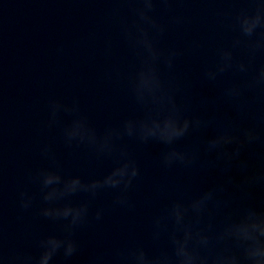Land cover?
<instances>
[{"label": "clouds", "instance_id": "obj_1", "mask_svg": "<svg viewBox=\"0 0 264 264\" xmlns=\"http://www.w3.org/2000/svg\"><path fill=\"white\" fill-rule=\"evenodd\" d=\"M105 2L111 7L100 23L115 25L134 57L132 69L124 78L135 111L118 124L98 129L81 110L78 97L66 103L53 96L47 100V127L60 128L66 147L83 146L97 159H111L113 167L102 177L65 175L52 145L42 144L39 152L49 166L28 171V181L37 191L21 189L17 203L27 212L39 198L36 214L57 225L59 232L41 236L35 253L7 249L0 215V264H54L58 255L70 260L81 246L79 230L104 217L103 207L91 213L93 202L102 192H114L112 207L134 209L129 193L141 169L127 141L141 146L161 145L159 164L165 169H215L223 179L187 200H171L153 216L154 250L135 243L111 253L99 252L90 264H264V208L248 203L234 209L229 191L232 186L248 198L256 187H264V151H257L264 150V62L257 63L258 57L264 56V0H243L248 7L234 15L231 11L224 13L231 17L235 35L228 46L217 49L216 61L204 69L202 76L213 84L226 75L230 79L217 96L202 101L216 106L203 114L190 112L191 97L176 77L182 51L161 43L167 25L157 15V6L171 12L170 5L180 0ZM169 22L180 25L184 17L171 15ZM95 39L93 31L73 43ZM55 51L58 57L67 54L63 44ZM103 51L106 57L113 55L110 37L105 39ZM114 71L121 76L118 68ZM106 76L112 79L113 71ZM222 104L232 111L224 119L217 115ZM209 130L212 135H206ZM196 133L202 134V139L179 146ZM81 194L85 198L77 200Z\"/></svg>", "mask_w": 264, "mask_h": 264}]
</instances>
